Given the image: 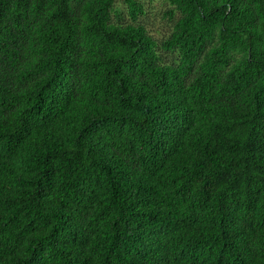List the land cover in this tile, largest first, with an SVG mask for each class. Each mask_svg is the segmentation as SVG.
<instances>
[{
    "label": "trees",
    "instance_id": "16d2710c",
    "mask_svg": "<svg viewBox=\"0 0 264 264\" xmlns=\"http://www.w3.org/2000/svg\"><path fill=\"white\" fill-rule=\"evenodd\" d=\"M166 1L0 0V264H264V0Z\"/></svg>",
    "mask_w": 264,
    "mask_h": 264
},
{
    "label": "rangeland",
    "instance_id": "374dc122",
    "mask_svg": "<svg viewBox=\"0 0 264 264\" xmlns=\"http://www.w3.org/2000/svg\"><path fill=\"white\" fill-rule=\"evenodd\" d=\"M142 2L145 15L141 17L142 22L156 39L166 35L170 28V16L168 14L169 4L166 0H139ZM124 9V6L121 5ZM125 20L127 16L124 15Z\"/></svg>",
    "mask_w": 264,
    "mask_h": 264
}]
</instances>
